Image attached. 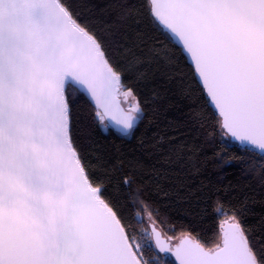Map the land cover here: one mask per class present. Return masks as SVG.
Listing matches in <instances>:
<instances>
[{
	"label": "snow or ice",
	"instance_id": "6c2138e0",
	"mask_svg": "<svg viewBox=\"0 0 264 264\" xmlns=\"http://www.w3.org/2000/svg\"><path fill=\"white\" fill-rule=\"evenodd\" d=\"M126 74L175 84L190 123L246 153L242 173L259 178L236 203L215 198L226 219L213 247L191 232L164 246L149 213L159 252L178 264H264V0H0V264L158 260L124 193L168 175L98 143L109 128L133 137L142 118L139 101L121 106L135 99Z\"/></svg>",
	"mask_w": 264,
	"mask_h": 264
},
{
	"label": "trees",
	"instance_id": "16d2710c",
	"mask_svg": "<svg viewBox=\"0 0 264 264\" xmlns=\"http://www.w3.org/2000/svg\"><path fill=\"white\" fill-rule=\"evenodd\" d=\"M125 82L134 89L135 101L143 109L135 134L122 137L109 128L99 133L98 143L113 159L135 157L146 168L163 169L169 177L159 185H141L137 181L125 191L132 227L138 233L146 229L150 234L145 215L151 213V220L167 240L176 242L183 233L191 232L206 247H213L221 222L226 219L213 212V201L219 196L236 203L245 193L259 188L258 177L246 176L241 171V158L252 161L238 147L226 148L218 136H208L206 130L192 125L189 116L192 103L175 84L137 82L130 74H126ZM79 106L86 115H91L92 105L87 98L82 97ZM211 127L209 124L208 128ZM215 153L231 159V165L224 166L223 160L217 164ZM229 185L232 187L225 193ZM254 208L261 211L259 205ZM150 243L158 257L155 264H175L169 255L156 251L152 239ZM146 255L150 258L152 253Z\"/></svg>",
	"mask_w": 264,
	"mask_h": 264
},
{
	"label": "water",
	"instance_id": "95a60500",
	"mask_svg": "<svg viewBox=\"0 0 264 264\" xmlns=\"http://www.w3.org/2000/svg\"><path fill=\"white\" fill-rule=\"evenodd\" d=\"M121 106H122V104H121ZM122 107H123V106H122ZM125 112H127V111L125 110ZM113 130H115V129H113ZM148 227H149L150 234H151V236H152V243H153V245H154L156 251H157L158 253H160L161 255H169V256L173 259L174 263H175V264H178V262L176 261L175 256L172 255L171 252H167V253L159 252V247H158L157 244H156L155 236H154V234L152 233V227H150V224H149ZM155 227H156V226H155ZM156 229L159 231V229H158L157 227H156ZM220 231H221V227H220ZM159 232H160V231H159ZM160 234H161V243H162L164 246H166V247H171V248H173V249L179 244L180 240L183 238V237H181L180 239H178V241H176V242H172V241L167 240V238H165V237L162 235L161 232H160Z\"/></svg>",
	"mask_w": 264,
	"mask_h": 264
},
{
	"label": "rangeland",
	"instance_id": "374dc122",
	"mask_svg": "<svg viewBox=\"0 0 264 264\" xmlns=\"http://www.w3.org/2000/svg\"><path fill=\"white\" fill-rule=\"evenodd\" d=\"M120 102L124 108V110H128L131 106L136 105V101L132 96H128V97H124V96H120ZM145 220L146 223L149 225L150 224V220H149V216L145 215ZM152 221V220H151Z\"/></svg>",
	"mask_w": 264,
	"mask_h": 264
}]
</instances>
